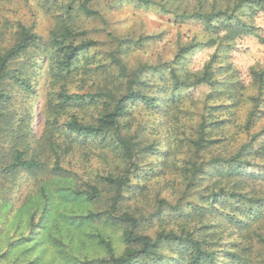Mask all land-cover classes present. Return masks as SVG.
I'll return each mask as SVG.
<instances>
[{
    "label": "trees",
    "instance_id": "16d2710c",
    "mask_svg": "<svg viewBox=\"0 0 264 264\" xmlns=\"http://www.w3.org/2000/svg\"><path fill=\"white\" fill-rule=\"evenodd\" d=\"M137 2L171 23H192L193 34L172 59L135 68L119 45L100 64L105 78L94 91L52 86L84 61L97 63L96 41L72 24L46 38L20 26L0 50V205L11 209L6 192L26 179L20 209L43 237L16 260L0 237V264H255L244 238L264 218V64L245 79L231 53L248 37L264 46V0ZM65 9L69 18L95 12L73 0ZM204 50L212 52L196 68ZM164 181L182 186L181 195L155 205L151 190ZM154 221L159 229L146 233Z\"/></svg>",
    "mask_w": 264,
    "mask_h": 264
},
{
    "label": "rangeland",
    "instance_id": "374dc122",
    "mask_svg": "<svg viewBox=\"0 0 264 264\" xmlns=\"http://www.w3.org/2000/svg\"><path fill=\"white\" fill-rule=\"evenodd\" d=\"M111 1L73 0L75 7L86 3L95 12L85 13L83 10L77 11V13L72 12V17L69 18L65 9L68 0H0V50L10 47L16 41L20 26H26L46 38L55 27L66 23L72 24L76 30L96 41V47L92 52L96 56L97 63L86 64L84 61L77 74L70 77L68 81L58 82L52 86L54 91L65 88L70 93H83L98 89L97 80L102 82L105 78L103 74L99 73L101 70L99 66L103 62L109 63L107 59L119 45L124 50L125 60L129 67L135 68L146 62L156 63L160 60L172 59L177 43L180 40L186 41L193 34L192 23H171L163 13L157 10L140 8L137 0H120L119 3ZM258 24L263 27L264 31V16L258 20ZM147 36H155V38L145 42V46H137L132 42L135 39H145ZM211 52L212 50L200 52L193 65L196 68L201 67ZM231 54V60L240 69L245 79H249L248 68L264 64V46L254 37L239 40ZM39 80L40 84L44 86V93L40 96V101L44 104L47 102L45 94L48 90L46 86L48 77L43 75ZM118 87L119 92L123 93L127 89V84L123 81ZM203 91L206 89L203 88ZM196 93L199 94V90ZM137 119L143 120V118ZM36 121L37 117H31L30 125L36 124ZM262 121L264 122V117ZM259 160L257 161L259 165L264 163V160ZM25 180H22L21 184L23 183V185L20 187H14L12 192H6V197L12 201L14 206L9 209L0 205V237L2 241L5 240V250L10 246L15 247L13 260L17 259L16 253L21 247H30L26 242L32 239V243H34V239L43 238L42 234L39 235V231H42L40 223L30 225L23 207L20 209L21 203L24 201L23 198L27 194ZM182 189V186L171 182L156 183L149 198L155 205L158 198L175 201L181 195ZM129 204L134 207L135 202L130 201ZM158 225L159 223L154 221L152 227L147 228L145 232L154 234L159 229ZM252 228L244 238V242L250 246V255L255 264H264V218L254 223ZM114 234L118 252H121L124 247L120 239L122 230L118 229ZM36 241L41 243L40 239ZM43 249V245L40 244L25 259L35 258ZM47 260L53 261L50 254Z\"/></svg>",
    "mask_w": 264,
    "mask_h": 264
}]
</instances>
